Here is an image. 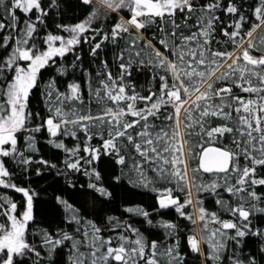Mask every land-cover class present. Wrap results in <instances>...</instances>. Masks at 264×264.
Masks as SVG:
<instances>
[{
  "label": "snow or ice",
  "instance_id": "1",
  "mask_svg": "<svg viewBox=\"0 0 264 264\" xmlns=\"http://www.w3.org/2000/svg\"><path fill=\"white\" fill-rule=\"evenodd\" d=\"M0 264H264V0H0Z\"/></svg>",
  "mask_w": 264,
  "mask_h": 264
},
{
  "label": "trees",
  "instance_id": "2",
  "mask_svg": "<svg viewBox=\"0 0 264 264\" xmlns=\"http://www.w3.org/2000/svg\"><path fill=\"white\" fill-rule=\"evenodd\" d=\"M84 47L86 51L87 46ZM134 76L136 77V79L140 84L146 85V82L148 80V76L146 74L134 73ZM41 147H42V152L46 157L54 158L55 155L59 154V151L51 148V146L44 145L42 143ZM80 182L84 183V179L81 178ZM52 183L53 182L50 175H46L43 179L33 177L32 187L36 188V190L41 193L37 202V215L45 220L53 219V214L49 203V201H51L52 193L55 191V187L50 186L52 185ZM43 189H47V190L43 191ZM16 195L17 198H19V194ZM135 203L143 204L145 207H148L150 210L151 207L155 205V194L147 192L146 190L132 188V186L127 185V182L125 181L124 186L116 190V203L111 205L112 208H117L118 206H120L119 210L110 214L121 215L122 205L135 204ZM205 205L210 209H214L216 207L211 197H206ZM123 216L125 218L130 217V222L134 223V225L137 227H141V230L145 232V235H148L150 238L152 237L153 233H162V229L152 228L144 224L142 217H132L131 214H127V213H123ZM154 219H159V217H154ZM256 222L259 223L261 221L257 220Z\"/></svg>",
  "mask_w": 264,
  "mask_h": 264
}]
</instances>
